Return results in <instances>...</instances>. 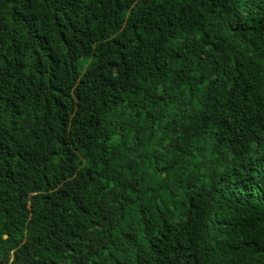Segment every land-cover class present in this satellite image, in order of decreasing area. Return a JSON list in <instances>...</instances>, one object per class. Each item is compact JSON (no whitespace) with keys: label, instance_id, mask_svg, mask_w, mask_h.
<instances>
[{"label":"trees","instance_id":"16d2710c","mask_svg":"<svg viewBox=\"0 0 264 264\" xmlns=\"http://www.w3.org/2000/svg\"><path fill=\"white\" fill-rule=\"evenodd\" d=\"M0 264H264V0H0Z\"/></svg>","mask_w":264,"mask_h":264},{"label":"water","instance_id":"95a60500","mask_svg":"<svg viewBox=\"0 0 264 264\" xmlns=\"http://www.w3.org/2000/svg\"><path fill=\"white\" fill-rule=\"evenodd\" d=\"M4 238H6V236Z\"/></svg>","mask_w":264,"mask_h":264}]
</instances>
